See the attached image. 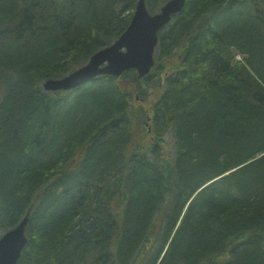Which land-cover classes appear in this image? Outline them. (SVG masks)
I'll return each mask as SVG.
<instances>
[{
  "label": "trees",
  "instance_id": "trees-1",
  "mask_svg": "<svg viewBox=\"0 0 264 264\" xmlns=\"http://www.w3.org/2000/svg\"><path fill=\"white\" fill-rule=\"evenodd\" d=\"M136 2L0 0V230L28 212L17 264H264V0H186L145 76L42 86Z\"/></svg>",
  "mask_w": 264,
  "mask_h": 264
},
{
  "label": "water",
  "instance_id": "water-1",
  "mask_svg": "<svg viewBox=\"0 0 264 264\" xmlns=\"http://www.w3.org/2000/svg\"><path fill=\"white\" fill-rule=\"evenodd\" d=\"M186 0H168L159 12H148L145 1L137 0L129 24L110 45L95 52L81 67L61 78L49 79L43 86L47 90H67L84 84L99 74L118 76L134 68L139 77L149 72L154 64L153 52L158 40V30L171 16L179 12ZM27 215L14 228L0 237V264H16L27 242L24 230Z\"/></svg>",
  "mask_w": 264,
  "mask_h": 264
},
{
  "label": "rangeland",
  "instance_id": "rangeland-1",
  "mask_svg": "<svg viewBox=\"0 0 264 264\" xmlns=\"http://www.w3.org/2000/svg\"><path fill=\"white\" fill-rule=\"evenodd\" d=\"M1 95V94H0ZM152 97H150L151 99ZM175 140L173 137V134L171 132H167L164 136V148L163 152L169 156H172L174 153L175 148ZM3 233L2 230H0V235Z\"/></svg>",
  "mask_w": 264,
  "mask_h": 264
}]
</instances>
